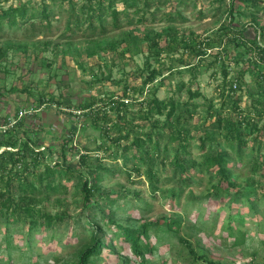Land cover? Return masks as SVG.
Listing matches in <instances>:
<instances>
[{
	"label": "rangeland",
	"instance_id": "rangeland-1",
	"mask_svg": "<svg viewBox=\"0 0 264 264\" xmlns=\"http://www.w3.org/2000/svg\"><path fill=\"white\" fill-rule=\"evenodd\" d=\"M149 1L151 7L144 9L142 2L129 8L118 0L119 25L113 27L109 23L110 15H102L105 30L101 31L96 14L91 28L85 15L78 13L79 6L87 0H75L73 13L62 0H0V8L4 9L10 5L40 8L46 4L50 10L46 27H36L32 31L28 29L29 23H22L11 27L2 25L0 29V120L6 115L15 119L14 113L27 111L20 117L24 128L30 129L29 134L37 138L39 150L46 148L49 154L45 160L51 164L63 161L74 170L79 166V155L88 152L81 169L88 178H93L94 165L99 159L106 168L95 170L99 177L97 186L99 191L107 192V196L97 193L98 203L104 213L112 215L120 225L136 229L140 224H153L161 217L181 218L177 232L163 226L149 227L153 251L146 253V264H196L179 237L189 239L198 253H205L218 264H264V203L259 208L263 211L261 216L251 215L242 205L230 206L229 212L239 208L245 213L244 224L240 226L244 233L243 243H235L237 231L229 235L224 227L227 208L216 217L220 203L210 198L201 199L206 193L207 179L189 168L191 162L200 159L203 151L214 150L216 142L224 144L215 117L210 115L221 108L225 79L230 81L235 77L239 78L240 88L225 100L224 113L238 120L248 114L255 118L260 131L251 137L261 143L264 158V115L256 118L252 107L256 98L264 101V83L256 79L258 68L248 65L245 59H234L239 56L233 43L225 46L226 52L222 45L207 50L203 58H194L183 46L184 39L212 37L227 23L234 28L243 26L245 35L252 39L254 26L264 27V0L259 9L235 3L233 18L229 17L228 0ZM143 17L145 21L139 23ZM76 18L79 23L74 24ZM258 64L264 69L260 62ZM223 65L227 67L226 76ZM152 69L157 71L156 77L141 95L138 94L141 82ZM125 87L128 88L127 111L124 118L117 119L105 102L112 94L114 98L120 97ZM153 94L166 105L164 113L170 108L167 102L172 100L175 109L169 123L189 130L188 153L179 152V156L195 181L181 187L179 195L170 191L177 175L169 161L170 147L166 153L153 158V170L159 179L155 192L150 190L145 175L138 176L132 170L134 160L129 159L128 153L126 159L121 155L123 145L134 135L144 137L142 133L150 130L152 120H159L162 144L170 133L164 113L153 111L149 119L145 118L148 107L140 102L148 101ZM41 96L55 98L60 108L57 103L36 108ZM237 97L240 98L238 108L233 110L232 100ZM92 100L96 101L95 109L79 110L80 102ZM97 112L99 116L106 112L111 120H104L105 124L103 119L93 116ZM114 121L120 125L114 127ZM124 124L130 128L129 139L122 138L117 143L114 139L125 132ZM201 137H205L203 148ZM64 142L67 144L65 158L60 156ZM250 145L248 142L246 156L230 163L229 168L236 183L256 187L264 184V171L255 172L251 168ZM115 151L117 157L111 160ZM35 170L42 171L43 165ZM26 176L34 180L35 175L26 172ZM60 182L64 188L55 191L35 185L38 193L31 195V204L49 213L65 214L63 221L37 234L31 244L20 235L19 230L25 227L10 226L9 246L1 225L0 264H4L8 253L12 256L11 264H71L75 260L72 252L87 236L86 220L102 221L103 211L94 203L83 205L76 178L72 181H65L64 177L57 179L56 183ZM14 198L17 199V194ZM107 235L112 233L107 232ZM113 243L118 254L103 250L94 264H139L128 245H122L117 239Z\"/></svg>",
	"mask_w": 264,
	"mask_h": 264
},
{
	"label": "trees",
	"instance_id": "trees-1",
	"mask_svg": "<svg viewBox=\"0 0 264 264\" xmlns=\"http://www.w3.org/2000/svg\"><path fill=\"white\" fill-rule=\"evenodd\" d=\"M66 2L68 9L73 13L75 10L74 3L75 0H62ZM118 0H87V2L82 3L79 6V12L85 15V19L88 20V27L94 24V15L96 14L99 19V27L101 31L105 30V26L101 21L102 15H110L111 25L117 27L119 11L116 8V2ZM127 7H136L137 2H142L144 9L151 7L149 0H120ZM241 3L244 7L251 6L255 9H259L263 0H228V12L229 17L233 18L235 12V3ZM241 13V11H239ZM50 16L49 6L46 4L41 5L40 8L30 7L26 4H20L17 6H8L6 9L0 8V29L3 27L19 26L22 23H29L28 29L35 31L36 27H46L48 24V18ZM251 19L254 20L255 16L251 13ZM45 21V22H44ZM145 19L140 18L139 23L144 22ZM79 23V19L76 18L74 24ZM253 25V24H252ZM78 26V24L76 25ZM255 34L252 39L248 38L244 33V27H232L227 23L223 25L222 28L211 37L206 36L205 38H192L191 40L184 39V48L190 51V54L198 58H203L207 53V50H212L215 47L222 45L223 51L227 48L230 43H233L236 48H238V56L234 57L237 61L238 59H245L248 61V65L258 68L257 78L260 83H264V69L261 68L258 60L264 59V27L254 26ZM153 45H157L156 41H152ZM226 52V51H224ZM219 53V52H217ZM218 57H220L218 55ZM191 64V63H190ZM186 64V65H190ZM224 76L227 75V67L223 65L222 67ZM157 75L156 70H150V73L141 82L140 87L137 90L138 94H142L146 85L151 83ZM236 82V89L232 90L236 92L240 88V81L238 77L233 78L230 81L225 79L224 85L230 86L232 82ZM261 86V84H259ZM127 87L124 88L123 94L120 97L114 98V94L110 96V99L105 102L110 110L115 112L116 118H124L127 111L126 97ZM226 89V88H225ZM225 89H222L221 95L223 97L222 105L219 110H214L211 112L210 116L215 117L218 129L222 135L223 145L216 142V148L214 150H206L201 154L202 156L195 162H191L189 168L194 169L198 172L200 177H205L207 180L206 193L201 197V199H214L217 200L220 205L215 212L216 217H219L220 212L227 208L228 212L225 218V228L229 235H233L234 231H237L235 237V243H243V232L240 230V226L244 224L245 213H243L239 208L235 212H229L230 206L233 204L242 205L247 208L248 212L253 216L263 215V211L259 210L260 205L264 203V184L253 185H241L236 183L235 178L230 172L229 164L234 161H241L245 156V149L250 145L249 159L252 161L253 171L261 172L264 171V158L261 156V143L256 142L257 138L251 137L254 132H259L258 124L255 118H252L248 112L247 116L241 117L240 120L234 119L231 114L224 113L227 99L233 97L232 93H226ZM264 91V88L262 89ZM234 94V93H233ZM240 98H235L232 100L233 110L238 108L237 102ZM254 100V99H253ZM255 103L252 107L254 108V113L256 118H262L264 115V101L260 98H256ZM52 103L59 104L60 102L55 100L53 97L44 98L41 96L38 98L37 107L39 108L44 104ZM96 101L80 102V111H90L95 105ZM145 103L148 107L146 112V119L150 118L153 113L163 114L164 102L158 100L154 94L152 97L146 101L140 102V104ZM56 104V105H57ZM168 107H170L167 112H165L166 122L165 125H169L170 133L163 140V144L160 141L162 138V132L158 129L159 120H152L150 130L145 131L140 135H134L130 142L123 145V153L121 154L124 159L127 158L128 153L129 159L134 160L133 171L136 172L138 176L145 175L149 183L150 190L155 192L158 189L159 179L156 177L153 167H154V157H158L162 152H167L168 148L172 149L169 161L175 168L177 175L174 178L173 186L170 189L171 193L174 195H179L181 187L190 186L195 181L193 175L189 174V168L184 162H182L179 152L188 153V147L190 145L189 141V130L183 126H175L169 123L170 118H172L175 109V103L172 100L167 102ZM19 110V109H18ZM18 112L15 114V124L8 127L5 131L0 130V226L3 225L4 240L7 246L11 243L10 238V226L13 228L25 227V230H19L23 239L27 244L36 239V235L42 231L51 229L53 226H58L65 218V214L62 213H49L44 210L36 209L32 206L31 202L33 196L36 195L38 190L37 186L40 185V189L45 188L46 190L55 191L58 188H64V185L56 183L57 179L61 180L63 177L65 181H72L76 178L79 183L76 184L78 190L82 195V203L84 206L94 203L101 212L103 208L98 203L97 193L102 196L106 195L107 192L99 191L97 186V181L99 179L97 170H105L103 163L96 159V164L94 165L95 175L93 178H88L87 174L82 171L81 165L86 163L88 158V152H84L79 155V166L74 169L68 165L56 161L54 164L45 160L46 148L39 150L37 143V138L32 137L28 128H24L23 119L18 117ZM242 114V113H240ZM98 115V116H97ZM98 119L111 120V118L106 116V112L95 113ZM8 116L3 117L0 120V125L6 124L8 121ZM94 118V117H93ZM94 118L93 120H95ZM96 123V122H95ZM106 124V121H104ZM169 123V124H168ZM114 127L119 126L120 123L114 121ZM125 132L121 136H117L114 141L119 143L120 139H129L130 131L129 127L124 124ZM144 127V125H140ZM174 128V129H173ZM207 135H209L207 133ZM157 138L155 139L154 137ZM67 141L68 139L65 138ZM205 137L200 138V143L202 148L204 147ZM66 143H63V148L61 149L60 156L64 157V148ZM163 150V151H162ZM257 152V155L254 152ZM112 156V155H108ZM116 151L113 154L111 160L116 159ZM167 157V156H166ZM126 162V161H125ZM43 165L42 171H36L35 168L39 165ZM96 170V171H95ZM26 172L33 174L34 180L28 179ZM207 176V177H206ZM75 184V181L72 182ZM17 190V191H15ZM41 191V190H40ZM18 192V193H16ZM14 194H17V199L14 198ZM227 200V201H226ZM225 201V202H224ZM111 203V202H110ZM228 207H227V206ZM101 220L98 219H88L86 220V233L84 241L80 243L78 247L74 249L72 255L74 261L71 264H94L95 259L102 254L103 250H108L114 254H118L113 243L114 239H117L122 245H128L132 252L136 255L139 264H146V253H151L153 251V246L149 242L148 229L152 225L163 226L164 229L172 232H177L180 226L181 218H166L161 217L159 220L153 224H140L138 228L124 227L117 223L112 215L103 214ZM3 218V220H2ZM3 221V223H1ZM107 232H111L112 235H107ZM179 240L183 242L187 249L188 254L191 256L192 260L196 264H218L207 258L205 253H198L195 250L194 245L189 239L179 237ZM9 250V247H8ZM12 256L8 253L4 264H11Z\"/></svg>",
	"mask_w": 264,
	"mask_h": 264
},
{
	"label": "built area",
	"instance_id": "built-area-1",
	"mask_svg": "<svg viewBox=\"0 0 264 264\" xmlns=\"http://www.w3.org/2000/svg\"><path fill=\"white\" fill-rule=\"evenodd\" d=\"M257 62H260V63L264 66V59H263V60H258V59H257ZM236 87H237L236 82L233 81V82H232V85H231V88H232V89H230V86H227V87H226V93H228V92L232 93V92H233L232 90H235ZM24 113H27V111H25V110H24V111L19 110L18 113H17V114H18V117H21L22 115H24ZM14 124H15V119H13V118H8V121H7L6 124H2V125H0V130H1V131H5L8 127L13 126Z\"/></svg>",
	"mask_w": 264,
	"mask_h": 264
}]
</instances>
